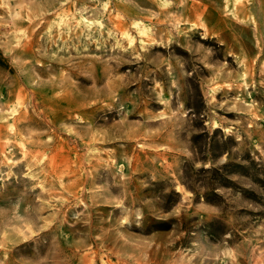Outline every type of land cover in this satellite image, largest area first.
I'll return each instance as SVG.
<instances>
[{
    "label": "rangeland",
    "instance_id": "obj_1",
    "mask_svg": "<svg viewBox=\"0 0 264 264\" xmlns=\"http://www.w3.org/2000/svg\"><path fill=\"white\" fill-rule=\"evenodd\" d=\"M0 264H264V0H0Z\"/></svg>",
    "mask_w": 264,
    "mask_h": 264
}]
</instances>
